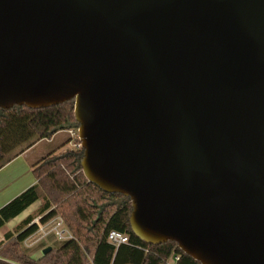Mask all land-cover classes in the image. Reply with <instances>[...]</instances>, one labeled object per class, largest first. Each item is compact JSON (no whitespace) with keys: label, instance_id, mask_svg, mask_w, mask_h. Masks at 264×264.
Here are the masks:
<instances>
[{"label":"water","instance_id":"1","mask_svg":"<svg viewBox=\"0 0 264 264\" xmlns=\"http://www.w3.org/2000/svg\"><path fill=\"white\" fill-rule=\"evenodd\" d=\"M70 100L137 237L264 264V0H0V108Z\"/></svg>","mask_w":264,"mask_h":264},{"label":"trees","instance_id":"2","mask_svg":"<svg viewBox=\"0 0 264 264\" xmlns=\"http://www.w3.org/2000/svg\"><path fill=\"white\" fill-rule=\"evenodd\" d=\"M78 128L74 100L45 108L15 105L0 108V169L42 141L54 142L57 134ZM70 138L46 155L31 162L37 182L0 208V264H167L178 254L177 264H201L184 253L175 241L149 244L137 237L130 226L132 204L129 197L110 193L88 181L81 161L84 149L63 148ZM42 199L36 214L31 213L15 225L6 224ZM61 216L74 240L56 242L47 253L32 256L24 240L38 225ZM8 229L9 231H6ZM126 233L129 244L118 248L108 242V233Z\"/></svg>","mask_w":264,"mask_h":264},{"label":"built area","instance_id":"3","mask_svg":"<svg viewBox=\"0 0 264 264\" xmlns=\"http://www.w3.org/2000/svg\"><path fill=\"white\" fill-rule=\"evenodd\" d=\"M68 134L70 135V147L67 148L66 151L70 149H80L82 148V143L79 138L78 128H72L67 130ZM32 223L38 225L37 230L29 235L24 240V245L26 248H33L36 245L40 244L41 242L54 240L57 242H66L69 240H74L75 236L73 233L67 228L64 223V220L61 216H57L53 220L42 223L40 221V217L34 218ZM1 233H0V241H1ZM108 242L118 248L122 244H129L130 238L129 236L119 230L112 229L108 233ZM180 259L179 255H173L172 258L167 262V264H177L178 260Z\"/></svg>","mask_w":264,"mask_h":264},{"label":"crops","instance_id":"4","mask_svg":"<svg viewBox=\"0 0 264 264\" xmlns=\"http://www.w3.org/2000/svg\"><path fill=\"white\" fill-rule=\"evenodd\" d=\"M39 144H36L0 169V208L37 182V178L31 167V162H35L40 157L28 159L27 155ZM46 154H43V156Z\"/></svg>","mask_w":264,"mask_h":264},{"label":"rangeland","instance_id":"5","mask_svg":"<svg viewBox=\"0 0 264 264\" xmlns=\"http://www.w3.org/2000/svg\"><path fill=\"white\" fill-rule=\"evenodd\" d=\"M68 137L70 138V135L68 134V132L62 131L59 134H57V137L55 138V140H54L53 143H51L48 140L43 141V142H40V144L30 154L27 155L28 159H35V157H37V158L40 157L41 158L43 156V154L47 153L49 150H51L53 148H56V145H58L60 143H63L64 142V139H67ZM70 146L71 145L69 143H67L65 145V147L63 148V150L66 151L67 148L70 147ZM42 203H43V200L42 199L38 200L36 203H34L33 205H31L27 210H25L18 217L14 218L10 222H8L6 224V227L8 229L14 230L15 225L17 223H19L20 221H22L29 214H31V213L36 214V211H37L38 207ZM8 229H6V231H9ZM1 237H2V234H1ZM56 242L57 241H54V240L44 241V242H41L40 244L36 245L35 247L31 248L32 250H28L26 252H28L30 255H32V256L35 257V256L40 255L42 253V251L46 247L52 246L54 244H57Z\"/></svg>","mask_w":264,"mask_h":264}]
</instances>
